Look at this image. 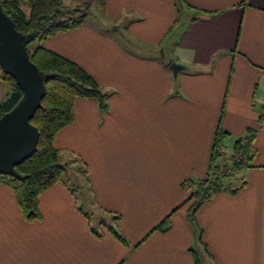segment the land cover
I'll return each mask as SVG.
<instances>
[{"label":"crops","instance_id":"0c3cea01","mask_svg":"<svg viewBox=\"0 0 264 264\" xmlns=\"http://www.w3.org/2000/svg\"><path fill=\"white\" fill-rule=\"evenodd\" d=\"M103 5L111 32L140 54L88 20L42 44L108 94L106 110L76 100L73 122L55 139L87 170L90 194L56 184L40 197L41 219L31 222L13 190L0 185V264H195L193 250L204 264H264V0ZM166 44L170 64L184 67L177 76L164 61ZM7 94L0 79V102ZM219 125L227 133L219 165L249 130L256 155L228 177V191L200 208L193 227L186 207L175 210L189 195L184 182L208 178ZM85 213L126 243L108 227L95 235ZM168 216V229L152 232Z\"/></svg>","mask_w":264,"mask_h":264},{"label":"trees","instance_id":"16d2710c","mask_svg":"<svg viewBox=\"0 0 264 264\" xmlns=\"http://www.w3.org/2000/svg\"><path fill=\"white\" fill-rule=\"evenodd\" d=\"M92 1L88 0L84 6H70L65 0H31L30 2L29 0H1L3 11L13 20L17 30L25 35H35L28 44L29 56L33 63L47 75L46 95L42 100L41 108L31 120L40 133L37 151L31 158L16 167L17 175L0 174V185L8 186L13 190L27 221L41 219L40 197L54 185L61 183L67 187L70 186L69 189L74 195L80 191L79 187L71 186L70 182L64 181L68 169L62 163L61 151L55 146L57 134L74 120L76 100H95L102 110L107 109L108 94L102 91L89 73L77 63L42 46L49 38L85 25L90 17ZM102 1L104 4V0ZM33 43L38 45L32 49ZM0 79L11 88V93L0 102L1 118L20 102L23 92L15 79L5 73L1 66ZM258 123L264 124V109L258 118ZM226 136L227 133L219 125L215 134L209 177L199 183L192 181L183 183V188L189 195L175 211L186 207L187 219L193 227H197L196 214L200 208L221 191H228L224 174L221 173L223 166L217 163L219 157L217 151L223 148ZM255 139L256 131L249 130L244 138L236 141L234 151L241 155L240 160L248 162L254 159ZM240 164H236V168ZM84 174H87L85 168ZM79 210L83 211V208ZM85 214L91 219L89 213ZM170 217H166L152 232L167 230ZM118 219H120L119 216L114 217V220ZM107 227L117 239L126 243L125 238L114 227ZM91 231L101 236L96 228L91 227ZM193 252L195 264H204L197 252L194 250Z\"/></svg>","mask_w":264,"mask_h":264},{"label":"water","instance_id":"95a60500","mask_svg":"<svg viewBox=\"0 0 264 264\" xmlns=\"http://www.w3.org/2000/svg\"><path fill=\"white\" fill-rule=\"evenodd\" d=\"M34 37L17 30L0 0V66L23 92L20 102L0 118V174L17 175L16 167L38 147L40 133L31 120L46 95L47 75L30 59L28 44ZM169 68L174 76L184 69L175 62Z\"/></svg>","mask_w":264,"mask_h":264},{"label":"rangeland","instance_id":"374dc122","mask_svg":"<svg viewBox=\"0 0 264 264\" xmlns=\"http://www.w3.org/2000/svg\"><path fill=\"white\" fill-rule=\"evenodd\" d=\"M30 1L31 0H29V2ZM87 1L88 0H66V3L68 5H70V6H77V5L84 6V5L87 4ZM102 2H103L102 0H93L92 1L91 7H90V10H89L90 11V17L88 18V23H90V24L95 23V24L99 25V29L103 30L104 32L112 33L117 40L122 41L124 44H126V42L124 40L125 38H124L122 33L111 32L112 29H113V26H112L113 18H110L106 14V11L103 8L104 5L102 4ZM116 22H117L118 30L121 32L123 30L122 23L117 21V20H116ZM131 44H126L127 49L129 48V51H131L132 53L140 54L137 51V49H135ZM37 45H38V43H33L31 45V48L33 49ZM166 45H165V47H166ZM166 50H168V51L165 52L164 61H165V63L171 65L170 61H171L172 58H171V54H170L169 44L167 45ZM4 85L8 89V94H10L11 93V88L6 83H4ZM8 94H7V96H8ZM7 96H6V98H7ZM217 152L219 154L220 153V149ZM227 152H228V154H225V157H230L231 159L228 160L229 162L225 161L227 164L224 165L222 167V169H221V171H222L221 173L224 174L225 181L229 180L228 177L230 175H233L237 171H240L244 167H246V165L248 163L245 160H240L241 159V155L240 154H237L235 152H234V154H231L232 152H229V151H227ZM61 157H62V163L68 169L67 174L64 177V181L65 182H70L71 186L75 185L76 187H79L80 190H83L82 188H84L85 189V190H83V194L84 195L85 194L87 195V193L90 194L91 189L88 188L89 186H88L86 180L83 178V176H84L83 173L84 172H81L80 171L81 169L77 168L80 165H79V163L77 164L75 162V159H76L75 155L73 153H69V152L65 153L64 152V153L61 154ZM236 157H238L240 159L237 160ZM241 162H242V164H240ZM236 164H240L238 168H236ZM227 167H230L231 169L228 170ZM225 174H227V175H225ZM232 179H235L236 181H238L237 176L236 177H232ZM232 179H230V180H232ZM88 205H89V203H88ZM89 220L95 224L93 227L96 228L99 233L102 231L101 230L102 227H107L106 223L104 221L102 223L101 222L102 220H100L99 216H97V215H95L94 218H92V219L89 218Z\"/></svg>","mask_w":264,"mask_h":264},{"label":"built area","instance_id":"2783aa9c","mask_svg":"<svg viewBox=\"0 0 264 264\" xmlns=\"http://www.w3.org/2000/svg\"><path fill=\"white\" fill-rule=\"evenodd\" d=\"M236 158H237V160H238V159H240V158H238V157H236ZM227 168H228V170H230V169H231L230 167H227ZM225 175H227V174H225Z\"/></svg>","mask_w":264,"mask_h":264}]
</instances>
